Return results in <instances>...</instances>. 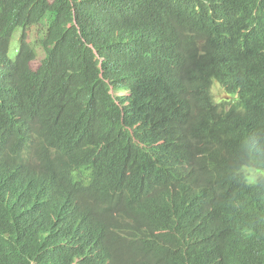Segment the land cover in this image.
I'll use <instances>...</instances> for the list:
<instances>
[{"label": "trees", "instance_id": "16d2710c", "mask_svg": "<svg viewBox=\"0 0 264 264\" xmlns=\"http://www.w3.org/2000/svg\"><path fill=\"white\" fill-rule=\"evenodd\" d=\"M19 30L0 264H264V181L245 172L264 168L253 0H0L5 53Z\"/></svg>", "mask_w": 264, "mask_h": 264}, {"label": "clouds", "instance_id": "9594fccd", "mask_svg": "<svg viewBox=\"0 0 264 264\" xmlns=\"http://www.w3.org/2000/svg\"><path fill=\"white\" fill-rule=\"evenodd\" d=\"M193 1H199V0H193ZM204 3H207L209 2V0H202ZM254 4H255V7L258 11V14L259 16H264V0H253ZM20 30L17 31L12 39H11V43H10V46L8 47V50L7 52L5 53L3 50L0 49V92L1 93H11L10 95V98L7 102V105L10 104L15 98H17L18 96H20V92L17 90V88L15 87V81H16V78H17V75H11V74H7L3 68H2V64L4 62H6V60H10L12 62H15L20 51ZM16 37L17 41L16 43L13 45V40L14 38ZM200 37H203V38H209L210 36H204V35H201ZM11 47H13L14 51H15V55L14 57H11L10 56V50H11ZM39 62V61H38ZM35 63V62H34ZM33 63V64H34ZM41 65V62L40 64L38 65V67ZM34 66V65H33ZM38 67H34L35 69H38ZM217 82V83H215ZM218 84L219 85V88L221 90H223L224 94H225V101H227V99L229 100H232L229 95L226 94L223 86L221 85V83L214 79L212 81V93H213V96H214V87L215 85ZM113 95V94H112ZM114 97L116 96H119V95H113ZM233 101V100H232ZM233 103V102H232ZM231 103V104H232ZM7 105L4 109V112H3V117L4 119L6 118V108H7ZM86 137H88V135H86ZM49 145L51 147V150H52V144H51V140L49 141ZM246 150H247V147L245 145L244 147V152H243V158L245 157L246 155ZM253 171L256 173V175L253 174ZM245 172L249 175V178H250V183L251 184H256L260 181H264V168H263V171L261 170H255V169H250V168H246ZM113 176H114V173H106V172H103L101 174H99L97 176V183H96V188H94L92 186V184L89 182V189H88V194H96V193H99V190H100V187L103 185V184H109L113 179ZM95 189H96V192H95ZM101 237H102V232H101V229H100V226H99V222L93 227L92 231L89 233L88 235V240H92V239H97L101 242Z\"/></svg>", "mask_w": 264, "mask_h": 264}, {"label": "rangeland", "instance_id": "374dc122", "mask_svg": "<svg viewBox=\"0 0 264 264\" xmlns=\"http://www.w3.org/2000/svg\"><path fill=\"white\" fill-rule=\"evenodd\" d=\"M32 35L35 36L33 33H32ZM16 41H17V39L15 37L14 40H13V45L16 43ZM14 55H15V51H14L13 47H11L10 56L14 57ZM39 64H40V62L37 61L33 65L36 68V67H38ZM215 83H217V82H215ZM213 91H214L215 100L216 101H220L221 104L230 105L233 102L232 100H229V99H227V101L224 100L225 99V94H224L223 90H221L219 88L218 84L215 85ZM253 174L256 175V173L254 171H253Z\"/></svg>", "mask_w": 264, "mask_h": 264}]
</instances>
